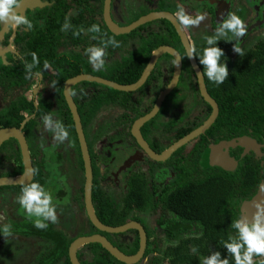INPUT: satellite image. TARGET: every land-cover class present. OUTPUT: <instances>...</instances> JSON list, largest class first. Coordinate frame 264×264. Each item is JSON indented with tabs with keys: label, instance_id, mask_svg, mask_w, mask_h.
<instances>
[{
	"label": "flooded vegetation",
	"instance_id": "flooded-vegetation-1",
	"mask_svg": "<svg viewBox=\"0 0 264 264\" xmlns=\"http://www.w3.org/2000/svg\"><path fill=\"white\" fill-rule=\"evenodd\" d=\"M56 1L57 0H23L22 5L20 6L19 9H17V11L24 15L27 14L26 16L28 17V19L33 18L35 17V14L39 13V11L50 8L53 5H55ZM65 1L68 7L66 12L68 25L71 24L72 20H76L79 23H84V25H87L88 22H90L91 27L93 25H99L101 29L100 33L104 32V26L107 28V30H109V32L112 33V31L107 26L105 19L106 0H65ZM181 7H183L185 13L190 17L196 18L199 15H204L205 19L201 21V23L198 26L197 25L184 26L179 22V19L176 16V13ZM113 10H116V12H118V14L120 15L119 20H124L123 17L126 18L130 17V19L132 20L126 24L117 22L113 17ZM160 12L171 13L176 17L181 27L184 29L185 33L187 34L193 49H195L196 46L195 47L193 46L191 36L188 33H204L205 37L214 35L217 27L229 17V14L234 13L238 15L245 22L247 31L243 37L235 38L232 37L231 33H229L228 39L219 40V41H224V51H225V56L220 63H226L228 75H232L235 72L241 70L245 71L249 67H252V69L253 67H255L254 65L257 63L256 56L255 53L252 52H256L259 49L258 48L259 46L264 47V34L259 36L258 39H256L255 36L256 33H264V0H111L110 1V17L113 20V22H115L120 27L131 25L140 18L147 16L151 13H160ZM70 13H74V14L71 15ZM163 20L168 21L166 19H156L154 21H151L149 23L140 26L139 28L148 25L150 23H153L151 28L154 29V31L165 32L166 27L164 23L162 24ZM169 23L172 25L171 22ZM76 29L78 30L77 27ZM17 31L18 29L15 30L10 29L9 31L6 32V34H4L2 39H0V43H1L2 40L4 41L5 36L8 33H11L8 47L14 50L13 54H15V56L19 55V52L16 50L15 43L13 40L15 38L14 33H17ZM81 31L82 33H88L86 29ZM176 33L178 34L177 31ZM116 36H120V35H116ZM236 46L240 47L241 49L240 52H237L235 50ZM174 48L181 54L183 60L182 72L179 82L177 86L174 88V90L166 96L158 114L140 128L142 137L144 138L145 142L148 144L151 150H153L158 154H162L164 151L169 149L173 144H175L176 142H178L179 140H181L182 138L186 137L188 134L196 130L198 127H200L210 117L213 111L211 105H209L204 100V98L200 93L198 79L189 61L188 55L186 53L183 44H182V48H176V47ZM133 49H134L133 45L131 44L130 46L128 43L125 46H123L122 49H120L119 51L117 50L115 52H108L107 58L105 59V63H107L111 68L116 64L123 63V58L128 57L129 53L132 52ZM9 54H10L9 52L0 51V62L3 63L4 65L11 64L9 62L11 58ZM166 55L169 54H164L160 57V59L157 61L151 73L152 75L156 69L160 68L161 71H163L161 77L153 78L148 85L149 79L151 77L150 75L146 83L140 89L146 87L147 85L148 86L142 92L134 96L132 98V101L131 100L129 101L125 100L126 102L118 101L116 103L106 105L104 109L99 111L92 118L90 117L89 110L85 109L86 110L85 113L87 116L90 117V120L89 123L87 124V129H85L84 125L83 128H84L87 144L89 147L92 166L94 161L100 172L99 181L102 185L104 192L107 195L122 200V198H124L126 194L129 192L128 183L130 181L131 176L135 174L142 175L143 177L145 176V178L149 180V182L152 184L153 187L152 189H150L147 192H140V194H143L144 196L152 197L153 205L151 206L147 204V206L144 209H139V208L137 209L135 207L128 208V212L136 213V216L139 220L130 218V220L127 223L130 222L139 223L145 230L146 238H147V247L145 254L140 261L134 264H174L173 262L178 259L176 258L175 255L172 254L168 255V251L169 249H172L175 252L176 251L175 248H180V247H181L180 248L181 254L184 252V255H187L190 258L194 257V262L196 264H197V260L202 261L203 264V258L199 254L201 250H199L193 244L198 242L202 243L203 244L202 250L205 252V249L207 248V244H208L207 243L208 238L205 237V235H203L202 237L198 231V227L196 226L193 227L192 231L190 230L187 233H183L182 230L183 228L181 229L180 227V224L182 222L180 212H178L171 205V203L168 202V198L170 200L171 197H174L176 195V191L172 190V187H174L176 185V182L179 181L180 179L177 178L178 174L176 172L178 162H181L182 165H186L187 160H189L191 165L189 170L194 172V173L192 172L193 174H190V176L200 179L212 175L211 173L216 171H224L227 173H232L238 170L240 161L243 159L245 155L248 154L253 155L255 159L260 160L261 164L264 165V142L259 143L257 141H254L255 139L252 138L249 134L245 132H241L240 135L232 138L234 140L229 139L228 141L213 142L210 139V141H208L209 142L208 145H205V142H203L202 146L197 149L198 144H200L199 139L202 136L206 135L207 133L206 132L205 134L199 136L198 138L190 141L189 143L179 148L166 161L160 162L153 160L146 152V150L143 148V146L138 142L137 138L134 136L133 126L135 122H137L140 118L149 114L154 109L159 96L170 85L173 79V74L175 69V59L173 58L174 61L171 63L165 62L164 60L166 59ZM246 57H249L248 64L246 62ZM185 58L188 59V62L185 60ZM161 59H163V61ZM171 68L173 69L172 73H170ZM200 68L202 69L201 66ZM191 70L195 75V80L198 85L200 97L211 108L209 115L207 113V108L200 102L199 98L196 99L194 95L192 85L194 84L195 81L193 75L191 74ZM49 73L51 74V78L48 79H45L42 73L39 77L36 76L37 78L34 79L33 81L34 86L30 88V90L26 93V96L28 97V94L31 93V96L33 97L31 98L28 97V98L31 100L34 99L36 101L40 97H43L47 101L48 105H50L51 107L48 114L52 115L53 121H57V120L62 121L66 128H70L68 113L66 112L65 109H63V106L60 103V94L58 92V88L55 85L54 81L51 82V79L52 80L54 79L53 75H55V72L50 70ZM84 74H88V73H84ZM170 74L171 76L169 79ZM189 75H192V77H189ZM94 76H98V75H94ZM98 77H102V76H98ZM205 84H206V78H205ZM75 86H73V88ZM40 88L42 92L45 90L46 92H50L51 90H53V92L55 93L54 99L51 98V95L49 93H46L44 95H42L41 93L38 96V98H34L38 93V91L40 90ZM73 88H72V96L79 110L81 97L77 95V99H76L73 93ZM64 90H65V85H64ZM64 90H63V96L65 98ZM176 90H178V92L176 94H173ZM207 90L210 96L214 98V100H216L215 97L209 91L208 87ZM96 91H97L96 88H91V87H89V89L86 90V94L89 95V99L93 97V94ZM0 93L6 94L3 91V89L2 90L0 89ZM216 102L219 106V114H220V104L217 100ZM3 111L4 109H2L0 113ZM79 114L81 116L80 110H79ZM138 114H142V115L138 118V120L132 121L133 118H135ZM42 117L38 119V130H39L38 143L31 142L28 139L25 128L22 131L26 136L32 162L34 155H35V160L36 161L38 160L37 159L38 154L36 155V152L40 151L41 157L45 161L44 162L45 172L46 173L48 172L51 176V183L49 184L47 191L51 193L53 198L52 202L55 205L56 210L59 211L60 213L59 216H57V220L55 223H53L51 220H47L45 221V223L46 224L51 223L54 230H57L59 231L60 234L65 235L67 240L71 241L70 247L72 243L80 237L100 234L105 236L115 247H117L121 252H123L117 245H122V244L124 245L132 242L135 238L133 231H136L138 232V236H139V248H140V233L137 229H131L124 233H119V234H110L98 230L92 224L86 210L85 194L83 195V197L81 196V188L83 187L84 189L85 187L86 177H85L84 185L76 189L75 186L68 181L66 176H64V174L58 170V167L60 166L59 163L61 162L63 164L66 160L65 151L63 150L61 154L60 152L56 153L54 151H50L47 156L43 152L42 150L43 147L51 143V141L54 139L53 138L54 134L48 131L47 129H45L42 123ZM31 118L32 117L30 116L27 119L30 120ZM98 118H101L102 121L99 123V126L96 129H94V124ZM72 120H73V116H72ZM81 120H82V116H81ZM198 123L200 124L197 126ZM20 127H14V128H20ZM7 128H13V127H7ZM1 130L2 129H0V131ZM93 130L96 131L94 132ZM86 131L88 133V136L86 134ZM100 133H104V136L106 135L109 138V140L112 142L117 139H120V137L122 136H124L125 142H127L126 156L125 154H122L120 158L116 156L115 159H113L114 161L111 163V165H109L110 168L109 167L106 168L104 173L98 165L97 155L94 149V136L95 135L97 136ZM243 136H248L253 141V144L259 147V150L261 152L260 156L257 157L255 153L251 151L245 152L241 150L242 148H240L241 145L239 141ZM11 139H15V138H11ZM226 142H227L226 144L227 146L222 148L221 153L227 155L229 160H231L232 164L229 166V168L233 167V170H225L220 166L212 165V157H213L212 151H216L217 149L216 146L219 147L221 144H224ZM31 147H33V151ZM36 147H40V148L35 149ZM180 151H182V153L179 156V158L173 159L174 156L177 154V152ZM19 153L21 155L20 160L23 163L20 147H19ZM57 154L59 155L57 158H55L54 155L57 156ZM3 160L6 163L12 162L13 164H17L16 161H19V158L17 156V157L3 158ZM207 162L209 163L210 166L206 165ZM15 170H12L11 172H14ZM84 173H85V168H84ZM55 176H57L58 178L57 179L54 178ZM0 177H9V176H0ZM10 177H15V176H10ZM185 177L186 176H184V178ZM34 178H35V174H34ZM33 180L30 182V184L33 182ZM105 182H107L106 184H108V186H113L114 189H110V191L109 190L105 191L103 187L104 185L103 183ZM93 184H94V179H93ZM23 186H27V185H23ZM258 192H260V188ZM21 193H22V189H13V190L0 192V208H1L0 219H3L0 220V229H2L3 226L8 225L10 227L9 230L11 233L10 235L5 236L2 230H0V264H43L42 263L43 259L45 262L48 258L60 261V263L58 264H64V262L67 260V256L63 253L64 245L63 246L60 245L59 247L60 249H57L58 251L61 250L62 251L61 253H52V254L47 253L48 244L45 240H46V236L48 235L47 234L48 232H46L48 231V229L47 228L38 229L35 226V220L37 218L35 216H29L26 213V211L21 207V205L18 203V197L21 195ZM257 195L258 193L248 199L243 200L242 202L233 201V200L232 202H230L229 208H231L234 211L233 213L237 211L238 214L237 220L243 219L251 223L255 215L257 214L258 211L257 205H260L261 207L264 208L262 203L256 202L258 197ZM260 200L264 203V189L261 191ZM248 203H251L252 205L247 206ZM80 209L83 212H85L87 215L86 227L80 229L81 231H79V228L72 221L73 214L74 213L76 214ZM123 210L124 209L121 208L120 212H123ZM72 226H76L77 227L76 229L79 232L78 233L76 232L75 234H70L69 230L71 229ZM112 227H118V226H112ZM230 227H231L230 234L234 238L237 235V230L234 229L232 226ZM170 228L174 230L173 234H170L169 232V230H171ZM41 233H44V235H41ZM220 239L221 238H217L218 241H220ZM59 240L60 237L57 238L58 243L60 242ZM87 245L89 244H86L78 249V253H77L78 260L80 261L81 264H96L95 262H97V260L95 258H97V256L92 252L91 248ZM149 246H151L152 252L146 257L145 255L149 249ZM70 247L68 249V258L72 264L69 253ZM193 247L197 248L196 253L192 252ZM204 252L202 254H206ZM123 253L126 254L125 252ZM180 262L184 264L182 260ZM122 263L125 264L124 262ZM176 263L179 264L178 262ZM108 264L110 263L108 262Z\"/></svg>",
	"mask_w": 264,
	"mask_h": 264
},
{
	"label": "trees",
	"instance_id": "trees-1",
	"mask_svg": "<svg viewBox=\"0 0 264 264\" xmlns=\"http://www.w3.org/2000/svg\"><path fill=\"white\" fill-rule=\"evenodd\" d=\"M67 8L65 0H57L56 4L52 7L41 10L38 14H35V17L29 18L33 25L31 30H28L25 26L18 28L17 33H14L15 38L13 39L16 50L19 52L18 56H15V54H13L14 50L8 47L11 33H8L4 41L2 40L0 43V51L9 52L11 56L9 60L11 63L10 65H4L0 62V89H3L6 94L13 91L11 93L12 97L9 100V106L0 113V129L20 127V125L31 116L32 118L25 126V131L31 142L38 143V119L47 115L51 107L43 97H40L37 101L34 99L31 100L26 96V93L34 86L33 81L37 78L34 75L36 72L42 73L44 78L48 79L51 78L49 71L52 70L55 72V75H53L54 79H51V82L54 81L58 88L60 103L63 109L68 113L70 121V128H67L69 131V139L75 148L79 168L84 171V161L74 122L63 96L65 82L80 74L88 73L102 76L123 85L134 84L142 76L147 63H149L151 59L152 53L158 47L170 45L176 48H182V44L175 28L165 20L162 21V24L164 23L166 27L165 32L154 31V29L151 28L153 23H150L126 35L116 36L109 32L105 26L103 33H91L88 31V29L91 28L90 22L84 25V23H79L76 20H72L73 23L71 22V24L64 29L65 23L67 22L68 24L66 15ZM84 29H86L88 33H82L81 30ZM75 33H79V35H75ZM93 36H96L97 39H93ZM108 39H115L119 42L120 46L113 47L112 44H109L106 49L105 59L107 58L108 52L119 51L128 43L133 44L134 49L129 53L128 57L123 58V63L116 64L112 68L105 63V67L97 71L93 68L92 64L89 63L85 50L92 46H100L101 40ZM205 47H219L223 50L225 56L224 41H217L215 45H207L206 42L198 44L195 48V55L203 72H205V66L200 63V57ZM258 48L256 52H252L255 53L257 62L253 69L249 67L245 71L241 70L232 75H228L219 85L209 81L205 74L207 87L220 104V114L213 126L207 131L206 135L199 139L200 144H198L197 149L202 146L203 142H205V145H208L210 139L213 142L228 141L240 135L241 132L249 134L255 139L254 141L259 143L264 142V47L259 46ZM31 53H36L39 58V64L37 67L28 69L26 63L32 62ZM224 56L221 57L220 62L223 60ZM161 60L163 61V59ZM185 60L188 62L187 58H185ZM164 61L171 63L174 59L172 56L166 55ZM248 61L249 57H246L247 64ZM45 62L50 65L47 69L44 68ZM172 71L173 69L171 68L170 73H172ZM162 74L163 71H161L160 68L156 69L151 75L148 85L153 78H159ZM191 74L195 81L192 85L194 95L196 99L199 98L200 102L207 108V113L209 115L211 108L200 97L198 85L192 70ZM29 75H33L31 79L28 78ZM192 75H189V77H192ZM170 76L171 74L169 75V79ZM89 87L97 89L91 99H89V95L86 94V90L89 89ZM146 87H143L137 92L127 93L94 82L79 83L73 88V93L76 99L77 95L81 97L79 110L85 129H87L90 117H94L99 111L104 109L106 105L118 101H132V98L142 92ZM177 92L178 90L173 94ZM85 109L89 110L90 117L86 115ZM141 115L142 114H138L132 121L138 120ZM199 124L200 123H198L197 126ZM86 134L88 136L87 131ZM8 147H15L18 149L16 150L14 148L19 161H16V170L14 172L3 174V176H18L24 172V166L20 160L21 155L19 153L18 142L15 139L5 142L0 152ZM31 149L33 151V147H31ZM181 153L182 151L177 152L173 159H178ZM36 155L38 157L37 161L35 160V155L33 156L35 169V178L33 182L40 183L47 190L51 183V176L48 172H45V161L41 157V152L37 151ZM58 155L59 154H57V156L54 155L55 158H57ZM12 157L16 156L12 155ZM190 166L189 160H187L186 165H182L181 162H178L176 172L178 174L177 178L180 179L176 182V185L172 187V190L176 191V195L171 197L170 200L168 198V202L180 212L182 221L180 227L181 229L183 228V233H187L190 230L192 231L193 227L196 226L198 227L200 235L202 237L205 235V237L208 238L205 252L202 250V243L198 242L193 244L201 250L199 254L203 259L219 251L221 252V260L228 255L230 264H235L231 254L227 253L222 243L223 241H229L230 238H233L230 234V226H232L233 222L238 218L237 211L233 213L234 211L229 208V204L232 200L242 202L258 193L264 180V165L261 164L260 160L255 159L253 155L248 154L240 161L239 168L236 172L227 173L224 171H216L203 179L190 176V174L194 173L189 170ZM93 174V203L96 215L102 223L109 226H120L127 223L130 218L139 220L136 213L128 212V208L135 207L137 209H144L147 204L153 205L152 197L140 194V192H147L153 188L152 184L145 176L143 177L138 174L132 175L128 183L129 192L120 200L104 192L99 181L100 172L94 161ZM184 176L186 177L184 178ZM54 178L57 179L58 177L55 176ZM23 187L24 186L2 187L0 188V192L22 189ZM83 195L84 189L82 187L81 196L83 197ZM121 208L124 209L123 212H120ZM47 229L48 231L46 232H48V235L45 240L48 244L47 253H61L62 251H58L57 249H60V245H64L63 253L67 256V260L64 264H71L68 258V249L71 241H68L66 236L60 234L59 231L54 230L51 223L48 224ZM169 232L173 234L174 230L171 229ZM133 234L135 238L132 242L129 244L117 245L123 252L129 255L135 254L139 249L138 232L133 231ZM41 235H44V233H41ZM58 237H60L59 243L57 242ZM217 238H221L220 241H218ZM87 246L96 254V264H108V262L110 264H123L111 256L100 244H89ZM180 248H175V252L172 249L168 251V255H175L178 259L173 263L177 264L176 262H178L182 264L180 262L182 260L184 264H196L194 262V257L190 258L184 255V252L181 254ZM151 252L152 248L149 246L145 256L147 257ZM203 252L206 254H202ZM42 263L58 264L60 261L48 258L45 262L43 259ZM197 264H202V261L197 260Z\"/></svg>",
	"mask_w": 264,
	"mask_h": 264
},
{
	"label": "water",
	"instance_id": "water-1",
	"mask_svg": "<svg viewBox=\"0 0 264 264\" xmlns=\"http://www.w3.org/2000/svg\"><path fill=\"white\" fill-rule=\"evenodd\" d=\"M110 1L106 0L105 3V19L107 26L115 35H125L129 34L132 31L136 30L140 26L149 23L151 21H154L156 19H166L169 22L172 23V25L175 27L176 31L178 32V35L182 41V44L186 50V53L188 55L190 49H193L191 42L185 33L184 29L181 27L180 23L176 19L174 15L167 12H160V13H151L147 16H144L137 20L136 22L132 23L131 25L120 27L110 17ZM164 54H169L175 59V69L173 74V79L170 83V85L161 93L159 96L157 103L154 107V109L147 114L146 116L140 118L137 122L134 123L133 126V134L137 138L138 142L143 146V148L146 150V152L149 154V156L155 160V161H166L169 159L179 148L184 146L185 144L189 143L190 141L198 138L199 136L205 134L216 122L218 116H219V106L212 98L207 90L206 84H205V77L202 75L203 71L200 68L198 61L196 59V56L194 55L193 58H189V61L192 65V68L196 74V77L198 79L199 83V89L202 97L204 100L211 105L213 111L210 115V117L196 130L188 134L186 137L182 138L175 144H173L169 149L164 151L162 154H158L150 149L148 144L145 142L144 138L142 137L140 128L144 126L148 121L153 119L158 112L161 109V106L168 94H170L174 88L177 86L181 72H182V56L181 54L172 46H160L152 55L146 69L144 70L142 76L140 79L130 85H123L119 84L117 82L94 76L91 74H80L78 76H75L71 79H69L65 83V99L68 104V107L72 113L73 121L76 128V133L79 139V144L82 152V158L84 161V168H85V187H84V194H85V205L88 217L92 224L100 231L110 233V234H119L124 233L131 229H137L140 233V248L139 251L135 255H126L123 252H121L117 247H115L105 236L100 234H95L92 236H83L78 239H76L69 250L70 258L72 261V264H81L78 260L77 253L78 249L86 244H100L105 250H107L111 255H113L118 260L124 262L125 264H134L140 261L146 251L147 247V238H146V232L143 229V227L136 222H130L122 226L118 227H112L107 226L103 224L99 219L98 216L95 213L94 204H93V166L91 162V157L89 153V147L87 144L81 116L79 114L78 107L73 99L72 96V88L73 86L81 83V82H94L98 83L110 88H113L118 91L122 92H135L139 90L148 80L150 77L157 61L160 59V57ZM178 62V63H177ZM29 121V119H26L20 128H4L0 131V148L2 145L8 141L11 138H15L18 143L22 154L23 164H24V173L20 176L15 177H0V188L1 187H11V186H23L28 185L34 178V166L31 158V154L29 151L28 143L26 140V136L23 133V129L25 128L26 123ZM226 143L221 144L219 146V150L212 151V165L214 166H220L225 170H233V167L229 168V166L232 164L231 160H229L227 155H224L221 153L222 148L226 147ZM219 151V153H218ZM257 202V201H256ZM251 203H248L247 206H251Z\"/></svg>",
	"mask_w": 264,
	"mask_h": 264
},
{
	"label": "clouds",
	"instance_id": "clouds-1",
	"mask_svg": "<svg viewBox=\"0 0 264 264\" xmlns=\"http://www.w3.org/2000/svg\"><path fill=\"white\" fill-rule=\"evenodd\" d=\"M23 0H0V25H4L9 29L15 30L25 26L28 30H31L33 25L28 17L17 11L22 5ZM176 16L179 22L184 26L199 25L201 21L205 19L204 15H199L196 18H192L185 13L183 7L179 8ZM68 26L67 22L64 25V29ZM88 31L93 33H100L101 29L99 25H93ZM245 22L236 14L231 13L229 17L224 20L216 29L215 34L205 37L207 45H215L220 39H228L229 33L232 37H243L246 33ZM79 35V33H75ZM93 39H97L93 36ZM109 44L113 47H119V42L115 39L101 40L100 46H92L87 48L86 55L88 56L89 63L97 71L105 67L106 49ZM235 50L240 52L239 46H236ZM32 62L26 63L28 69L37 67L39 64V58L36 53H31ZM195 55V49H190L188 56L193 58ZM224 56V52L219 47H205L203 48L202 56L200 57V63L205 66V72L202 75L207 76L209 81L215 82L216 85L222 83L228 75L226 63H220L221 57ZM178 63V62H177ZM50 65L45 62L44 68H49ZM35 76L39 77L40 72H36ZM33 75H29L31 79ZM42 123L48 131L53 133L55 141L63 142L68 139L69 132L62 121H53L52 115L47 114L42 117ZM53 198L49 191L46 190L38 182H32L31 184L22 188V193L18 197V203L26 211L29 216H35V226L38 229H46L48 224L47 220H51L53 223L57 220L56 207L53 204ZM257 214L255 215L251 223L239 219L236 220L232 227L237 230V235L234 238H230L229 241H223V246L227 250L228 254L234 259L235 264H264V208L257 205ZM10 227L8 225L3 226L2 232L5 236L10 235ZM192 252L196 253L197 248L193 247ZM221 252L216 251L210 256L203 259V264H230L229 256L227 255L221 260Z\"/></svg>",
	"mask_w": 264,
	"mask_h": 264
},
{
	"label": "rangeland",
	"instance_id": "rangeland-1",
	"mask_svg": "<svg viewBox=\"0 0 264 264\" xmlns=\"http://www.w3.org/2000/svg\"><path fill=\"white\" fill-rule=\"evenodd\" d=\"M25 14H26V11H25ZM70 14L73 15L74 13H70ZM113 17L115 18V20L117 22H119V23L121 22L123 24H126L132 20V19H130V17L129 18L123 17L124 20H119L120 15L118 14V12H116V10H113ZM9 30L10 29L7 28L6 26L0 25V39H2L4 34H6V32ZM188 34L191 36L192 44L194 47L195 46L197 47L198 44L206 42L204 33H188ZM262 34H264V33H256L255 34L256 39H258V37L261 36ZM129 45L131 46V43ZM2 55H3V53H2ZM11 93H9V94H1L0 93V111L2 109L6 110L7 107L9 106V100L11 99ZM41 93H42V95L49 93L51 95V98H53V99L55 97V95H54L55 93L53 92V90H51L50 92H46V90L42 92L41 88H40V90L38 91V93L36 94V96L34 98H38V96ZM57 95H58V93H57ZM28 97L31 98L33 96H31V93H29ZM101 121H102L101 118L97 119V121L94 124V129H96L99 126V123ZM93 131L95 132L96 130H93ZM51 135H53V134H51ZM239 142H240V145H241L240 148H242L241 149L242 151L254 152L257 157L261 155L259 147L254 145L253 141L248 136L241 137ZM126 144H127V142H125L124 136L120 137V139H117L113 142L110 141L106 135L104 136V133H100L97 136L96 135L94 136V149H95V152L97 155V162H98L99 167L102 169L103 173L106 170V168H108V167L110 168L109 165H111V163L114 161L113 159H115L116 156H118V158H120L122 156V154H125V156H126V153H127ZM14 148L15 147H8V148H5L2 152H0V176H3V174L5 175L7 173H10L12 170H15L16 164H13L12 162L6 163L3 160V158H7V157L10 158V157H12V155H15L17 157V153L15 152ZM39 148L40 147H36L35 149H39ZM216 148L218 149L219 147L216 146ZM217 149H216V151H217ZM42 150L46 154V156L48 155V153L50 151H54L56 153L60 152V154H61L64 150L66 160L63 164L61 162L59 163L60 166L58 167V170L60 172H62L64 174V176H66L68 181L70 183H72L76 189H78L84 185L85 173L81 168H79V163L77 161V154L75 152V148L73 147L72 142L70 141L69 137L67 140H65L63 142L55 141L53 139L51 141V143L46 145L45 147H43ZM218 153H219V151H218ZM208 162L206 163V165L210 166ZM106 183L107 182L103 183L104 184L103 187H104L105 191H108V190L110 191V189H114L113 186H108V184H106ZM263 189H264V183L260 187V192H258V195H257L258 197H257L256 201H257V203H259V202L262 203L264 206V203L260 200L261 199V191ZM243 210H244V208H243ZM59 213L60 212L56 210L57 216H59ZM0 215H1V212H0ZM0 220H3V219H0ZM72 221L79 228V231H81L80 229L86 227L87 215L85 212H83L80 209V210H78V212L76 214L75 213L73 214ZM75 221H77V222H75ZM76 226H72L73 228L71 227V229L69 230L70 234H75L76 232L77 233L79 232L76 229L77 228ZM162 248H164V247H162Z\"/></svg>",
	"mask_w": 264,
	"mask_h": 264
}]
</instances>
